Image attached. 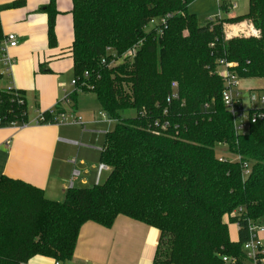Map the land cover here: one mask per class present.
I'll return each instance as SVG.
<instances>
[{"label":"trees","instance_id":"16d2710c","mask_svg":"<svg viewBox=\"0 0 264 264\" xmlns=\"http://www.w3.org/2000/svg\"><path fill=\"white\" fill-rule=\"evenodd\" d=\"M193 1L73 0L75 80L115 123L102 154L110 176L94 188L68 190L62 202L1 177L0 264H25L36 256L69 264L85 223L110 229L119 216L161 232L153 264H251L243 245L250 224L264 221V121L236 135L217 69L225 60L242 80L264 81V0H249L244 16L203 25L188 9ZM23 5L17 1L1 10ZM230 9L223 0L220 10ZM40 11L48 15L54 46L56 0ZM167 15L162 35L147 31L151 20ZM241 19L251 21L261 37L227 39L224 22ZM3 38L0 20V43ZM141 41L134 60L110 64L108 48L121 56ZM173 84L178 99L169 104ZM26 113L25 93L0 90L1 127L24 124ZM157 119L168 122L169 130L153 127ZM219 145L241 162H220ZM244 162L251 167L245 179ZM230 224L239 228L235 242Z\"/></svg>","mask_w":264,"mask_h":264},{"label":"crops","instance_id":"0c3cea01","mask_svg":"<svg viewBox=\"0 0 264 264\" xmlns=\"http://www.w3.org/2000/svg\"><path fill=\"white\" fill-rule=\"evenodd\" d=\"M17 1L24 5L1 10ZM49 2L0 0L3 36L13 33L18 39V46L8 51L13 60L11 68L0 62V90L22 91L27 104L24 124L0 128V178L27 183L41 189L47 199L62 202L70 189L94 188L108 180L111 170L101 171L102 154L114 122L102 117L101 105L93 93H78L72 85L73 0H56L54 46L49 40L48 15L40 11ZM247 24L249 35L257 36L254 26ZM235 27L226 26L227 39L240 37L231 32L240 29ZM263 89L262 79L241 80L245 107L258 108L251 97L258 98L257 93L264 96ZM67 96L70 103L60 104ZM58 109L71 120L81 117L84 127L70 123L37 125L40 115L57 113ZM232 229L236 238L231 237ZM238 232L237 225H229L233 242L238 240ZM160 239L161 232L156 228L124 216H119L110 229L87 222L80 230L69 264H153ZM261 239L264 243V237ZM54 263L52 258L36 256L25 264Z\"/></svg>","mask_w":264,"mask_h":264},{"label":"built area","instance_id":"2783aa9c","mask_svg":"<svg viewBox=\"0 0 264 264\" xmlns=\"http://www.w3.org/2000/svg\"><path fill=\"white\" fill-rule=\"evenodd\" d=\"M235 6H231V9H235ZM171 18V15H167L166 17L160 19H153L150 21L149 26L147 27V31H154L156 30L159 35L163 34V30L167 28L168 20ZM222 19L221 16L218 17ZM143 41L138 42L132 48H130L127 52L118 56L113 52L112 49H107V54L111 55L112 60L110 64L120 63L124 60H134L138 52L142 47ZM18 46V39L15 34H8L4 36L2 42L0 43V62L3 63L7 68H11L13 60L8 54L9 49L16 48ZM103 64H106L107 61L104 59L102 61ZM234 64L229 63L225 60L220 61V65L217 69V73L221 77L223 84H224V91H223V101L225 107L229 114L231 115L236 131L237 136H244L248 133L250 125L255 124L260 121H264V96L257 98L255 95L251 97L252 104H258V108H247L242 99L241 94V78L232 71L234 68ZM88 77V73L85 75ZM72 85L75 87V91L78 93H82V88L79 85L77 80L72 82ZM173 92L171 96L167 99V102L170 104L172 100L178 99L177 94V85H172ZM70 103V97L67 96L63 100H61L60 104H67ZM59 104V105H60ZM49 114L52 116V121L47 123V119L45 115H40L37 120V125L39 124H57V125H64L67 123L79 125L84 127V122L81 117H75L72 120L67 113H56L54 111H50ZM102 117L108 121L107 115L103 112ZM2 126V119L0 118V128ZM153 127L157 129H161L162 131L169 130V123L168 122H161V120H155ZM238 157V156H237ZM220 162H227L224 158H219ZM230 162H241L240 157L237 158L236 161ZM109 167L106 165H101L102 170H108ZM243 170V178H247L251 173V167L249 163L244 162L242 164ZM78 175L75 173L74 176ZM242 209L234 211L231 216L235 217L238 213H240ZM249 233L250 239L243 245V251L246 253L248 260L251 264H264V243L262 241V237H264V221L259 223H251L249 226ZM225 263H229L230 259L227 257L223 258ZM54 264H62L61 262L55 261Z\"/></svg>","mask_w":264,"mask_h":264},{"label":"rangeland","instance_id":"374dc122","mask_svg":"<svg viewBox=\"0 0 264 264\" xmlns=\"http://www.w3.org/2000/svg\"><path fill=\"white\" fill-rule=\"evenodd\" d=\"M227 4L231 5V6H237L235 9H230L228 13H225L223 11L220 10L221 5H223V0H194L188 7L189 11L191 14H195L199 25H203L206 21L208 20H213L215 18H218L219 16H221L223 18V20L225 19H232L236 16H244L248 13L249 11V0H225ZM228 15V18H226ZM253 25L251 23V21L249 20H244L241 19L240 22H224L223 28H224V32H225V28L226 26H239L240 29L234 32L231 31L233 33V35H240V37H255V38H260L261 37V32L259 30L257 33V36H251L249 35V31L247 29V27H249V24ZM235 27V28H236ZM226 33V32H225ZM226 35V34H225ZM258 98H260V93H257ZM127 116H135V112H129L127 114ZM112 128H115V123L114 125H112ZM216 156L218 158H224L226 160L229 161H236L237 160V156L232 154L228 147L226 145H219L216 148ZM235 230L232 229L231 230V237L236 238L235 236ZM234 234V235H233Z\"/></svg>","mask_w":264,"mask_h":264}]
</instances>
